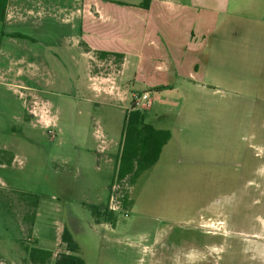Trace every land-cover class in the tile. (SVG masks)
Wrapping results in <instances>:
<instances>
[{
    "label": "rangeland",
    "instance_id": "374dc122",
    "mask_svg": "<svg viewBox=\"0 0 264 264\" xmlns=\"http://www.w3.org/2000/svg\"><path fill=\"white\" fill-rule=\"evenodd\" d=\"M224 18L207 37L214 46L191 48L193 78L186 52L178 71L158 59L136 75L131 63L112 95L96 92L94 62L61 43L71 23L41 21L55 33L28 44L25 61L3 58L0 146L18 158L0 168L10 191L0 264H35L28 249L62 248L66 225L87 264H264V0H234ZM144 91L145 121L173 135L133 184L117 181L102 140H123L133 94ZM122 186L116 223L96 222L88 204L109 207Z\"/></svg>",
    "mask_w": 264,
    "mask_h": 264
},
{
    "label": "crops",
    "instance_id": "0c3cea01",
    "mask_svg": "<svg viewBox=\"0 0 264 264\" xmlns=\"http://www.w3.org/2000/svg\"><path fill=\"white\" fill-rule=\"evenodd\" d=\"M233 2L234 0H9L6 20L0 21V63L3 58L7 61H25L24 50L28 44L44 41L41 40V34L55 33L53 28L47 27L56 25L41 23L51 19L53 24H58V21L72 24V27L64 28L60 41L69 51H78L81 56L94 62L96 73L93 77L98 81L94 88L98 94H114L118 87L117 78L125 76V70L131 63L135 65L133 73L136 75L152 68L158 59L168 61L172 70L183 69V65H188L187 60L180 62V67L176 58L185 52L190 56L188 74L193 78L192 68H198V65L191 48L202 46L205 49V46L211 47L218 42L208 43L210 39L207 37L221 28L225 29L221 24L224 16L230 14ZM143 3L149 6L145 7ZM31 51L29 46L28 52ZM107 60L116 65L110 71L101 65ZM160 67L156 64V68ZM167 70L166 68L164 72ZM0 84H4L1 69ZM146 95L147 92L144 91L143 99ZM27 111L35 116L36 112L31 107ZM102 143L101 151H108L107 160L114 161L116 174L122 141L117 144L104 138ZM0 149L8 150L1 146ZM10 154L14 155L11 162L13 164L18 154ZM6 162L7 160L0 161V168L6 167ZM4 192L10 191L1 184L0 212H3L2 208L6 203L10 204L9 200H5ZM38 207H34L32 213L33 234L39 215ZM37 236L36 233V241L40 243Z\"/></svg>",
    "mask_w": 264,
    "mask_h": 264
},
{
    "label": "trees",
    "instance_id": "16d2710c",
    "mask_svg": "<svg viewBox=\"0 0 264 264\" xmlns=\"http://www.w3.org/2000/svg\"><path fill=\"white\" fill-rule=\"evenodd\" d=\"M8 3L9 0H0V21L6 20ZM143 6L148 7L149 4L145 5L143 3ZM17 35L23 36L21 33H17ZM107 55L106 53L105 56ZM138 94L142 96L143 93ZM171 137V130L157 128L147 123L145 121V112L136 108L134 101H132L114 179L121 181L129 176L130 183L133 184L141 173L158 161L163 147L169 142ZM0 154L10 155L6 159L8 163H11L14 158L13 154L2 149H0ZM38 205L39 200L37 199L34 207H38ZM88 206L92 210L96 222L116 223L117 213L110 209L108 205L88 204ZM61 242L63 247L60 250L42 246L29 248L30 260L35 264H87L85 259L79 254L80 246L67 225L63 228Z\"/></svg>",
    "mask_w": 264,
    "mask_h": 264
},
{
    "label": "built area",
    "instance_id": "2783aa9c",
    "mask_svg": "<svg viewBox=\"0 0 264 264\" xmlns=\"http://www.w3.org/2000/svg\"><path fill=\"white\" fill-rule=\"evenodd\" d=\"M133 96H134L133 97L134 106L136 108L142 109V108L148 107L146 105V102H144L142 96H139L137 93H134ZM147 103H149V102H147ZM127 188L128 187L125 188L124 186H122V187H120V192L119 193L117 192L118 193L117 195H115L114 193L111 195L110 206H109L110 209H112L113 211H116V210L122 211L124 209L122 207L124 205L125 198L127 197V195H126L127 192H125V189H127Z\"/></svg>",
    "mask_w": 264,
    "mask_h": 264
}]
</instances>
